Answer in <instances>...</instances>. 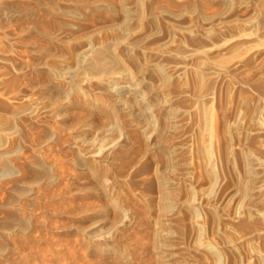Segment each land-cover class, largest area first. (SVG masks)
I'll return each instance as SVG.
<instances>
[{
    "label": "rangeland",
    "instance_id": "374dc122",
    "mask_svg": "<svg viewBox=\"0 0 264 264\" xmlns=\"http://www.w3.org/2000/svg\"><path fill=\"white\" fill-rule=\"evenodd\" d=\"M2 1L10 0H0V2ZM209 3L212 5L210 6ZM208 5L210 8H208ZM222 8L219 3L216 4V2L209 1L204 7L205 12H208L207 14L209 15L219 12ZM210 9L211 11H209ZM214 10L216 11L214 12ZM211 12L212 14H210ZM228 12L220 21L218 17H213L214 19H211L210 22H204L199 19H195V22H187V24L193 26L197 25L195 28H199L197 30L201 33L207 27H212L210 29L212 31L211 35L201 40L200 44H195L197 48L193 45L195 51L193 48H191L193 51L190 49L191 45L186 44V47L184 44L187 50L184 48L183 54H177L183 61L176 57L177 59L174 58L166 62L169 67L172 64H179L183 67L176 85L184 91L182 94L185 95L176 106L178 109L176 117L178 118L179 116L178 119L181 121L179 122L176 119L178 122L176 121L175 129L177 127L178 129L177 131L174 129L167 132L172 140L167 138V143L165 141L164 143L168 145H161L163 148L168 147L166 149L170 157L169 160H171L168 163H166L167 160L165 159L166 150L164 151L163 148V150L161 148L158 150L159 147L151 146L153 142V139H151L153 137L152 132H145L142 128L139 129L135 123L127 120V116H123V120H126H124L125 122L123 121V124L128 121L129 126L127 125V129L128 132L132 133H127V129L124 127L126 135L130 136V138L127 136V139L132 142L131 144L130 142L128 143V140L126 142V162L124 156V159L123 157L121 159L118 158L119 161L122 160L124 162L120 161L121 165L118 159V163L114 160L112 164L115 165V169L112 164V166H107L105 162L102 163L106 166L105 169L107 168V171L108 167H110V171L107 172L105 170V174L108 175H105V178H107L109 188L106 187L104 189L98 184L95 185L96 183L86 180L87 172L80 171V169L77 171L78 168L74 164H70L72 155L68 146L62 143H69L73 137L72 134L67 133L70 129L68 130L61 125L58 119L53 118L56 121L53 122L51 120L52 117L43 119V116H40V118L38 117V122H34V125L36 124L35 128L34 125L33 127L31 125L28 126L30 128L27 127L29 133L25 131L26 136L20 137L23 139H20L21 144L24 143V145H21L23 149L19 153L20 158L18 156L17 160V158L13 157L12 160L21 163L23 160L20 159H22L24 154V156H30L37 152H42L48 161H52L53 158H55L53 161H56L57 158L58 165L57 162H54V171L56 169L55 172L57 174L61 171V175L56 181L57 183L60 182L61 185L60 183H56L57 186L54 183L53 186L52 184H49L50 186L32 184L33 192H36V195H31L33 197L31 198L30 196L28 199L29 195H26V193L23 194L16 190L15 195V190L12 191L13 193L8 192L10 188L14 187L10 177L0 178V200H2L0 201V208L3 210H0V214L3 212L0 215L2 216L0 217V224H2L3 219L8 220L9 215L5 214L7 208L17 212L21 211L18 212L19 217H31L30 221L32 224H30L32 226L31 229H29L30 227L28 228L30 231L25 230V232L14 229L15 227H12V225L9 229H12L13 232L2 227L3 230H0V236L6 229V232H9L7 235L0 237V243L3 237L5 241L2 239V242H4L1 243L2 246L9 248L5 250V256L0 253L1 264H264V168H262L264 167V0H232V5ZM62 17L61 15L53 16L58 22L61 20L63 32L66 34L67 29L62 23L66 17ZM13 20L10 19V23L14 24L15 22L18 25ZM9 21H3L0 24V38L3 39H0V55L2 57H8V54L11 55L9 60L0 59V85L2 80L8 79L7 77L10 78L12 74L14 76L19 75V73L14 74L16 71L19 72L16 67V62H19L18 59L32 66V63L29 62H33L32 58L35 56L34 51L28 48L29 44H26V40L22 41L25 33L15 24L10 25ZM89 23V21L85 23L78 33L82 34L88 31L91 24ZM61 34L64 37V34L60 32ZM63 37L60 36L62 38L60 39L58 35V40L55 39L58 47L57 50H54V56H59L58 52L59 54L61 53L62 43H66L65 39H69L66 36L63 39ZM17 40H20L21 44ZM4 41L8 42L5 43ZM203 43L205 44L202 45ZM11 44H14L12 49L10 48ZM173 45L175 44L173 43ZM3 47L10 48V50ZM1 49H4V51L2 50L3 53ZM20 51L25 55L22 56ZM16 53L19 56L21 54L23 58H19ZM12 54H14L13 58ZM52 57H47V62L54 60L55 57L53 59ZM13 59H16V61ZM28 59L31 60L29 61ZM57 59L60 58L56 57L55 60ZM12 61L15 62V67ZM10 67H12V71H10ZM13 68H15L14 72ZM29 69L23 73V75L27 72L28 74L22 76L26 83L32 76L29 74L34 73V71H31L32 69ZM196 74L198 75L196 76ZM25 77H28V79ZM21 79L19 82L21 81L20 84L22 86ZM3 87L2 83L0 86V94L2 93L0 95L2 96V99L0 97V117L6 113L9 105L13 104L11 102H14V100L10 101L9 99L6 102V94L3 95L4 92L1 90ZM34 91H37L36 87L32 91V95ZM11 95L12 93H9V97ZM37 95H39L38 91L34 94V98L35 96L38 97ZM41 96L40 94V97H38L40 99V101L38 100V103L40 102L39 105L48 101L47 97H45L46 95ZM257 96L261 105L259 106L256 119L249 122L248 114L251 113L254 99ZM42 98H45V101ZM19 100L21 101V99H18L16 102ZM4 103L9 105H3ZM4 107H7L6 110ZM41 120L49 122L47 124L50 129L57 131V136L49 143H43L40 148L38 147V150L37 145H41L42 138L40 137L43 136ZM39 121L41 122L39 123ZM37 124L40 128L39 126L37 127ZM57 127H62L60 131L64 132L60 133ZM38 128L42 133L40 135ZM30 129L33 130L30 131ZM245 130H248L250 135L247 138L248 140L244 142L242 135ZM146 133L150 136L146 137ZM30 137L34 140L30 139L28 141ZM165 137L168 136L165 135ZM26 139L28 140L26 141ZM56 139L57 145L54 143ZM49 144L57 146V149ZM32 147L34 152L31 149ZM42 147H44L45 152L47 150L50 154L53 151L55 153L52 152L54 156L51 154L53 156L51 157L48 153L46 157L45 154L47 152L44 153ZM60 149L61 151H59ZM65 149L67 150L66 152ZM247 150L251 156L261 161L262 166L260 164V167L257 166V169L255 168L256 182L249 183L250 187L246 185L242 188L240 187L242 186L241 183L245 182L248 177L243 160V154ZM57 153L63 154L58 155ZM65 155L71 156L66 158ZM68 161L70 162L68 163ZM165 163L169 165L167 166ZM16 165L19 164L16 163ZM118 165L120 169L117 168ZM21 167L22 164H20V167L18 166L20 171L17 178L19 177L26 181L22 184L18 183V188H26L30 183H27L30 179V171L22 167L23 171ZM58 167L60 170L57 169ZM115 170L118 179L115 175L116 173H114ZM159 174H162L164 178L166 177V190L170 186L167 192L169 191V197L172 198L169 199L170 203L168 201L169 204L167 206L163 205L160 199V189L158 182L156 183L158 180L156 177ZM75 176H78V178H75ZM111 177L115 179L116 184H118L117 187ZM71 179L74 180L72 181ZM80 181L85 183L83 182V184ZM88 181L90 183H87ZM70 182L72 183L71 185ZM80 183L84 186L80 185ZM109 183H113L110 184L111 187ZM76 185L82 187L79 189ZM7 186L8 190H5ZM47 187H50L49 190ZM107 189L109 190L107 191ZM112 189L113 191H111ZM247 189H249V192H247ZM91 190L94 191L92 192ZM105 190L106 192H104ZM5 191L10 195L12 194L10 201L12 200L13 205L9 204L8 206L4 202L8 201L10 197L6 195ZM110 193L114 199L110 197ZM26 196L28 200H31L29 201L30 203L32 202L31 204L28 200L25 202ZM105 196L106 198L109 197L108 200L104 198ZM119 207L120 209H118ZM26 209L27 212L25 211ZM103 209L107 215H104V212H99L103 211ZM75 210H77V213ZM92 213L93 215H91ZM116 226H119V228ZM87 229L89 230L86 232ZM24 233L27 235L25 234L24 236ZM15 235L16 237H14ZM90 236L92 239L89 238ZM99 236L102 237L100 238ZM113 238L116 239L114 240ZM90 241L91 243H89ZM93 243L97 246L92 245ZM108 243L114 244L107 245ZM13 245L14 247L17 245L15 250H13ZM7 252H10V255ZM119 259L122 261L120 262Z\"/></svg>",
    "mask_w": 264,
    "mask_h": 264
},
{
    "label": "bare ground",
    "instance_id": "6f19581e",
    "mask_svg": "<svg viewBox=\"0 0 264 264\" xmlns=\"http://www.w3.org/2000/svg\"><path fill=\"white\" fill-rule=\"evenodd\" d=\"M13 1L10 0V1L0 2V24H2L3 21H6V20L9 21L10 19L12 20L14 19L18 24L16 25V23L14 22L15 26L20 27L22 32L25 33V35L22 37V41L26 40L25 41L26 44L27 45L29 44L28 48L34 51L33 53L35 56L34 58H32L33 62L30 61L31 59L30 60L28 59L30 61L29 63H32V66L18 59L19 62H16L17 63L16 67H17V70H19V72L18 71L14 72L15 68H13V72L14 74L19 73V75L14 76L11 73L12 76H10L11 75L10 74L9 75L10 78L7 77L8 79H4V81L2 80L3 82L1 81V85L3 83V86H4L1 90H3L4 92L3 95L6 94V102H8L7 101L8 99L10 101L14 100V102L13 101L11 102L14 105L13 104L9 105L8 103H6L9 105V107L8 108L4 107V108L5 110L6 108L8 110L6 111L4 115L2 114L3 115L2 117H0V178L10 177V179H12V182L8 180L7 181L11 182L12 186L14 187L12 186H11L12 188L9 187L10 191L8 192H12L13 190H15L14 191L15 195H16V190L23 194L26 193V195H29L28 199L31 195H36L35 194L36 192H33L34 190H33L32 184H36V185L39 184V186L41 184H46L45 186L47 185L50 186L49 184H52L53 186V183H54V185L57 186V184L60 183V182L57 183L56 181H58L59 175H61L60 173L61 171L59 172L60 174L59 173L57 174L55 172L56 169L54 171V162L58 161L57 158H56V161H53L55 160V158L53 159L50 158L52 159L53 161L52 162L51 160L48 161L43 156L44 154L42 152H37L33 154L30 153L32 154L30 156H24L25 154L23 152L24 155L22 154L23 157L22 159H20V160H23L22 162L20 161L21 163H18L17 161L15 162L14 160H12L13 157L17 158L19 156L20 151L23 149L21 145L22 144L24 145V143L21 144L20 137L26 136L25 131H27L26 133H29L27 130V127L30 125L33 127L34 122L35 123L38 122V117L40 118V116H43V119L47 117L49 118L52 117L51 120H53V122H56L54 121L53 118L58 119V122H60L61 125H63L66 129L71 130V132H69L70 131L69 130L67 133L72 134V137H73L72 141L69 142L67 139L69 143L67 144L62 143L63 145L68 146L70 154L72 155L71 159L73 163L71 162L70 164L71 165L74 164L78 168L77 171L80 169V171L83 170L84 172H87L88 176H86L85 179L89 180L90 182H94V184L96 183L95 185L98 184L100 187L104 189H106V187L109 188V186L107 184V180H106L107 178H105L106 176H108L105 174V170L107 171V168L105 169L106 166L103 165L102 163L105 162L107 166H112L113 165L112 163H114V160H116V163H118L117 162L118 158L121 159L123 156L124 157L126 156L125 155L127 151L126 142L127 140H128V143L130 142V144L132 142L130 139H127L128 137L130 138V136L126 135V132L129 134L131 133L130 131L128 132V129H127V125L129 126V122H128L129 120L131 123L132 122L135 123V125L139 127V129L142 128L145 132L147 131L152 132L153 137H151V139H153V142L151 140L152 142L151 146L155 145L156 147H159L158 150L160 148L162 149L163 147H161V145L165 144L164 141L166 142L170 138L169 137L170 134L167 132L174 130L176 123L179 121L178 119L179 116L178 118L176 117V113H178L177 112L178 109L176 106L178 105L181 98H184L185 96L182 94L184 91L182 89H179L178 86L176 85L177 79L181 75L180 73L183 67L179 64L178 65L172 64L171 67H169L168 65H166V62H169L170 60L176 57L179 58L177 54L184 52V50L186 49L185 48L186 44H189L192 46L190 47V49L191 48L194 49V47L199 42H201V40H204L211 35L212 31L210 29L212 27L211 28L207 27L205 31L201 33L200 31L197 30L199 28L197 29L195 28V26L197 27V25L193 26V25L187 24V22L189 23L195 22V19H199L204 22H210L211 19H214L215 17H218L220 21V19L225 14H227L228 10L230 9L232 5V0H207V1L206 0H17L14 2ZM208 1L216 2V4L219 3L221 7L223 8L219 10V12L214 13L213 15H209L207 14L208 12L206 13L204 9ZM210 6L208 8H210ZM209 11H211V9ZM215 11L216 10H214V12ZM210 14H212V12ZM54 15L55 16L61 15V17L62 16L66 17V19L62 22L63 25H65V28L67 29L66 34H64L63 32L64 30L62 29V24L60 22L61 20L59 22L57 21V19L55 20L53 18ZM88 21L91 23V24L89 23L90 29L88 28L89 27L88 26L87 27V29H89L88 31L82 34L78 33L82 29L84 24L87 23ZM10 22L11 21H9V23ZM14 24L10 23V25H14ZM201 26L203 25L201 24ZM60 32L64 34V37L65 36L66 38L69 37V39L68 38H67L68 40L65 39L66 43L64 42L62 43L63 46H61V50L59 49L61 53L59 54L58 52L59 56H54V50L55 49L57 50V47H58L55 41L58 40L57 38L58 35H59V38L60 36L63 37L62 34L60 35ZM10 39H13V38H10ZM4 42L7 43L8 41H4ZM173 43L175 45H173ZM19 44H21V41L19 42ZM204 44L205 43H203L202 45ZM2 45H3V42H2ZM4 45H7V44H4ZM11 45L12 46L10 48L12 49L14 44H11ZM3 48L10 50V48H5V47ZM4 49H1V51L2 50L4 51ZM20 53L22 52L20 51ZM13 55L14 54H12V58H13ZM16 55L19 56V54L17 53ZM23 55L25 54L22 53V56ZM184 55L186 56V54ZM10 56L11 55L9 54H8V57H5V56L2 57V55H0V59L9 60ZM20 56L19 58L22 59L23 57L22 56L20 57ZM51 56L55 57L54 60L47 62V57L49 58ZM56 57L60 59L55 60ZM179 59L180 61H183L181 57ZM14 61H16V59ZM14 61H12V63ZM177 63H182V62H177ZM14 67H15V62H14ZM10 68H11L10 71H12V67ZM29 68L32 69L31 71H34V73L32 72L34 76L32 73L29 74L32 76L26 83L22 76H25V74L26 75L28 74L27 72L23 75V73ZM197 75L198 74H196V76ZM28 77H25V78L28 79ZM20 79L22 80V83H23L22 86L20 84L21 81L19 82ZM35 87L37 88V91L39 92V95L37 96L40 97V94L42 95L41 97L46 95L45 97H47L48 101H45V98H42L43 101L45 102H42V104L39 105L40 102L38 103V100L40 101V99H38V97L36 96L34 98V94L37 91L36 92L34 91L35 93L33 92V95H32V91L34 90ZM9 93H12L11 97H9ZM0 95H2V93ZM0 97L2 99V96ZM18 99H21V101L19 100L20 102L18 101L19 103L16 102ZM6 104L4 103L3 105H6ZM260 105L261 104L259 103V98L257 96L254 99L253 108L251 110V113L249 112L250 114H248L249 122L254 121L256 119ZM123 116H127L129 118V119L127 118L128 124L126 122L125 123L126 125L123 124L126 121L125 119H124L125 121L123 120L124 118ZM97 119L98 120L100 119L101 121L99 120L98 122ZM176 119H178V121ZM41 121H39V123L41 122L40 124L42 127L41 128L42 131L39 129L40 128V126L38 125L39 123L37 124V127L39 126L38 131L40 130L43 133V136L41 135L42 137H40L42 138L41 140L42 143L41 145L39 144L37 145L36 143H33L34 145H37V148L38 147L40 148V146H42L43 143H47V142L49 143L51 140L55 139V137L57 136V131L55 129H50L49 125L47 124L49 122H45L44 120H41ZM55 124L57 125V123ZM35 125H34V128H35ZM178 126L180 125L178 124ZM124 127L125 129H127L126 132H125ZM57 128L60 131V128L59 127ZM177 129L175 130L177 131ZM31 130L33 129H30V131ZM35 132H33V134H35ZM41 132L39 133V135L42 134ZM61 132L62 131H60V133ZM141 133L143 132L141 131ZM165 135L168 137H165ZM249 135H250L249 131L245 130L242 135V140L244 142L245 140H248L247 138L249 137ZM149 136L150 135L148 134L146 137H149ZM28 137H25V138H28ZM30 139L32 140L33 138L30 137L29 140L26 139V141L27 140L30 141ZM57 139H59V137H57ZM57 139L55 140L54 143H56ZM170 140H172V138H170ZM168 142L170 143V141ZM51 144L53 143L51 142ZM130 146L132 147V145ZM33 147L31 148L32 150H33ZM43 148L44 147H42V150H44ZM166 148L168 149V147ZM166 148L164 147L163 149L164 151L166 150L165 159L167 160V162L166 161L165 162L168 163L171 160H169L170 157H169V154ZM55 149H57V146H55ZM61 149L59 151H61ZM50 150H54V149H50ZM66 151L67 150L65 149V152ZM46 152L44 150V153L47 154V155L45 154V156L47 157L49 152L47 150ZM52 152L53 151H51V154ZM51 154L49 153L50 156ZM62 154L60 153L58 155H62ZM71 155H69V157ZM243 155H244L243 156L244 168H245V172L248 174L247 175L248 177L246 178L245 182L242 181L243 182L241 183L242 186H240L242 188L246 185L248 187L249 183L252 184V182H256L255 180L257 176H256L255 168L257 166L260 167V164H261V161L251 156V154L248 153V150ZM67 157L68 156H66V158ZM18 158H20V156ZM126 160L127 158L125 159V162ZM69 162L70 161H68V163ZM16 163L19 165H16ZM20 164H22V167L25 170L30 171V177H29L30 179L29 181H27V183L28 182L30 183L26 186V188H23V187L18 188L19 187L18 183L22 184L23 182L26 181V180L23 181L19 177L17 178V175L20 171V169H18V166L20 167ZM57 165H58V162H57ZM120 165H121V162H120ZM114 166L115 165H113V168ZM22 167L21 169H23ZM119 167L120 166L118 165L117 168ZM109 168L110 167H108V171H110ZM121 168L123 167L121 166ZM57 169L60 170L59 167ZM114 173H116V170L114 171ZM115 175L117 176V173ZM76 177L78 178V176H75V178ZM112 177H115V176H112ZM112 177L111 179L115 181V179H113ZM156 178L158 179L156 183L158 182V186L160 189L159 195H160V199L162 200L161 201L159 199V201H161L163 205L167 206V204L170 203L169 199L172 198V197L171 198L169 197V191L167 192L170 186H168L169 188L166 190V187H167L166 179H165L166 177L164 178L162 174H159ZM117 179H118V176H117ZM71 180L73 181L74 179H71ZM89 181L87 183H90ZM71 182H70V185L73 183ZM113 183H109V185ZM115 184H116V181H115ZM80 185L82 184L80 183ZM80 185L77 186V188L80 189V187L84 186V185L82 186ZM117 185L118 184H116V187ZM85 186H88V185H85ZM240 187L238 186V188ZM6 188L5 190H8V186ZM108 190L109 189H107V191ZM248 190L249 189H247V192H249ZM111 191H113V189ZM5 192L7 193V194L5 193L6 195L10 196L8 201H4L6 205L9 206V204L13 203L11 202L12 200L10 201L12 194L11 195L8 194L7 191ZM104 192H106V190ZM99 193H102V192H99ZM111 193H110L111 195L110 197L114 199ZM17 194L20 195V193L18 192ZM23 196L24 195H22V197ZM32 197L33 196H31V198ZM104 198H106V196ZM108 198L106 199L108 200ZM28 199L26 196L25 202H27ZM29 201L31 200H28V202ZM119 206L121 207L120 204ZM120 207L118 209H120ZM0 210L2 209L0 208ZM6 210L7 212L5 211L6 212L5 214L9 215L8 220L6 221V219H3L2 224H0L1 226L0 230H3L2 227L9 229L11 228V225L12 227H15L14 229H17L20 232H25V230H28L29 227H30L29 229H31L32 227L30 226L31 217L30 218L26 216L19 217L18 212H21V211L17 212L15 210H11V208H7ZM25 211L27 212V209ZM75 212L77 213V210H75ZM99 212L103 213L104 209L103 211H99ZM2 213L3 212H1V214ZM91 215H93V213ZM104 215H107V214H105L104 212ZM117 225H119V223H117ZM119 226H116V227L119 228ZM6 230L2 232L3 235L1 234V236L7 235L9 231L6 232ZM9 230H12V229H9ZM88 230L89 229H87L86 232ZM26 233H24V236ZM112 236H114V234H112ZM14 237H16V235ZM14 237L12 236V238ZM89 238H91V236ZM2 239L3 237L1 238V243H4L2 242ZM113 239L112 241H114L116 238L114 240ZM14 240H17V239H14ZM1 243H0V253L1 255H3L5 250H7L9 247L6 248L2 246ZM89 243H91V241ZM109 244L110 243H108L107 245ZM113 244H110V245H113ZM92 245H95V244L93 243ZM107 245L105 244V246ZM12 247H14V245ZM15 247L13 250H15ZM7 254L10 255V252H7ZM119 260L120 262L122 261L121 259Z\"/></svg>",
    "mask_w": 264,
    "mask_h": 264
}]
</instances>
